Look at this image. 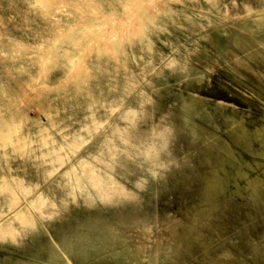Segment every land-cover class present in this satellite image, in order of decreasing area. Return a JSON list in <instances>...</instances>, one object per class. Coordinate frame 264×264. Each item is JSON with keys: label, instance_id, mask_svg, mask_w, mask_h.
I'll use <instances>...</instances> for the list:
<instances>
[{"label": "rangeland", "instance_id": "rangeland-1", "mask_svg": "<svg viewBox=\"0 0 264 264\" xmlns=\"http://www.w3.org/2000/svg\"><path fill=\"white\" fill-rule=\"evenodd\" d=\"M155 1L0 0V219L6 195L45 177L66 184L55 186L66 216L38 203L22 236L18 220L5 225L6 264H69L30 229L45 240L85 206L110 217L111 236L95 230L99 250L77 246L72 264H264V0ZM62 47L76 69L43 68ZM156 136L163 163L128 154ZM116 156L147 178L104 181L114 204L82 202L73 183Z\"/></svg>", "mask_w": 264, "mask_h": 264}, {"label": "bare ground", "instance_id": "bare-ground-1", "mask_svg": "<svg viewBox=\"0 0 264 264\" xmlns=\"http://www.w3.org/2000/svg\"><path fill=\"white\" fill-rule=\"evenodd\" d=\"M43 1L45 3H47V2H50L51 0H43ZM142 2H143V0H142ZM150 2H148V3H150ZM157 2H159V1H157ZM151 5H153V4H150L149 6H151ZM130 6H131V8H134V7H132L131 4H130ZM127 7H128V5H127ZM148 8H151V7H148ZM130 10H132V9H130ZM149 10H151V9H149ZM94 11H93V13H94ZM80 13H81V11H80ZM90 15H91V13H90ZM93 16H95V15H93ZM103 16H105V15H103ZM92 19L96 20V21L102 20V19H98L96 17H92ZM104 21H106V20H104ZM90 22L91 21H89V23ZM121 22H119V23H121ZM103 24H104V22H103ZM90 25L88 27H90ZM101 25H102V23L96 22L93 24V27L87 28V26H85L87 28V30L92 31V33L90 34V41L94 45L98 39L97 37L101 35V31L106 29ZM105 25H108V23L105 22ZM109 25H110V22H109ZM135 25H136V23H135ZM123 29H125V28H123ZM107 30L109 31V33H112V32H110V28H107ZM119 30H121V29H119ZM122 33H124V32H122ZM132 33H133V31H132ZM112 34L113 35L109 34V36L111 35L112 39L114 40L115 39L114 35H116V34H114V33H112ZM60 35H62V33ZM120 37H121V35H120ZM120 37H118V38H120ZM57 38H59V37H57ZM106 39H107V37H106ZM55 40H56V38H55ZM61 41H62L61 38L56 40V42H57L56 48L57 49L55 51H57L58 48L61 47L59 45L61 43ZM109 42H110V40H109ZM62 49L63 50H62V53L60 55L53 52L51 55L45 57L44 61L42 63L43 68H45V67L53 68V67L61 65V66H63L62 68L64 70L63 71L64 74L70 69H73V68L76 69V65H77L76 60L74 59V55L71 53V50L69 48H66V47H62ZM76 59H77V57H76ZM71 71L72 70H70V72ZM76 75H77V73L75 71V74L73 76L76 77ZM219 105H221V104H219ZM222 112H221V114H222ZM130 113L132 114L133 112H130ZM212 124H215V123H212ZM215 125H217V124H215ZM43 129H45V126H39L37 131H41ZM33 132H36V131H28L27 134L30 135ZM120 137L122 139V136H120ZM164 142H165L164 139L160 136L153 137L150 140H146L145 142H138V141L136 142L135 141L134 143H131V145L129 146L130 151L128 154H131V153L137 154V153H139L140 150H142L143 153L146 151H149V152L153 153V156L150 158L152 160H149V162H151L152 164H161L164 162V160L159 158V154H160V150L162 148H164V145H165ZM181 146H183V145H181ZM121 160H122V158L116 156L114 158L115 164L109 168H105L106 166L102 167L100 165H97L96 169H94L95 178L90 179L91 181H89V182L82 183V184L80 182H74L73 183L72 187L74 186L75 189L78 188L79 189V195H82V199H83L82 202H85V199L87 197H89V200L91 201V204L93 206H96L98 204V201H101L102 203H104V205L114 204L116 202V200L113 197L108 196L107 191H106V186H105L106 183H104V181L122 183V181L119 180L118 175L122 176L124 178V180H128V179L129 180L130 179L135 180L141 175V173L140 174L137 173L136 170H134L132 168L123 167L124 162L122 163ZM153 171H155V169H150L149 172L151 173ZM141 176H143V175H141ZM143 177L147 178V175H144ZM65 185L66 184L64 182H61V181L55 182V185H54V183L48 182V178L45 177L43 179V182L37 181L35 183L34 187L27 186L23 190L22 196H20V195L19 196H17V195L12 196L11 193H10V195L9 194L6 195L4 202H3V205L5 207V210L3 211L4 216L0 219V226H1L0 233L2 234L4 232V230H5L4 228H6V226H5L6 224L11 223L13 220H18V227H17L18 230L16 231V234L19 237L22 236L26 232V231L23 232L24 231L23 228H26V226H25L26 223H28V222L31 223V221L35 220L33 209L38 208L37 207L38 203L42 204V203L47 202L49 204L55 205V207H56V209L54 211L55 216L54 217L51 216L52 220L61 219L64 216H66V215L62 214V207L56 203L57 197H55V189H56L55 186L64 187ZM65 201L66 200H64L63 202H65ZM79 202H81V201H78L77 203H79ZM141 204L143 205V203H141ZM83 210H87V211L83 213ZM68 212H69V215H70V213L73 214V219H75L76 223L71 222L70 221L71 219H69V220H66L60 224L51 225L50 229L52 231H50L49 237L45 240L42 239L41 236H42V233H48V230H45L46 228H44L43 230L39 229V227L33 228V229L31 228L30 230L37 229V231L32 233V236H30V241H31V243H34L37 240L39 242L40 246H42V248L48 253L49 258H55L57 256L58 257L64 256V258H66L68 263L72 264L71 253L74 251V249L77 246L78 247L80 246V248H82L84 251L85 250L88 251L91 249L95 250V251L99 250V248L97 247V245L95 243V239L98 236L95 234V230H98L101 234H103L102 236H105V235L111 236V234L109 233V229H108L109 225H110L109 224L110 223L109 222L110 217H103L102 215H99V212L92 211V208H89V206L77 207V208H74V210H68ZM23 214L26 216V220H24V221L22 220V219H24V217H22ZM112 216H115V214L114 215L112 214ZM71 224H73V226H71ZM78 225H84L87 227L84 233L81 234L76 230L75 226H78ZM69 229H70V231H69ZM6 260H7L6 256L0 257V264H6V262H7Z\"/></svg>", "mask_w": 264, "mask_h": 264}]
</instances>
